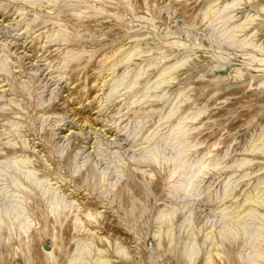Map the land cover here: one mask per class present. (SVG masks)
I'll return each instance as SVG.
<instances>
[{
	"label": "rangeland",
	"instance_id": "374dc122",
	"mask_svg": "<svg viewBox=\"0 0 264 264\" xmlns=\"http://www.w3.org/2000/svg\"><path fill=\"white\" fill-rule=\"evenodd\" d=\"M0 264H264V0H0Z\"/></svg>",
	"mask_w": 264,
	"mask_h": 264
},
{
	"label": "bare ground",
	"instance_id": "6f19581e",
	"mask_svg": "<svg viewBox=\"0 0 264 264\" xmlns=\"http://www.w3.org/2000/svg\"><path fill=\"white\" fill-rule=\"evenodd\" d=\"M189 183V182H188ZM183 188V187H182ZM57 204V203H56Z\"/></svg>",
	"mask_w": 264,
	"mask_h": 264
}]
</instances>
